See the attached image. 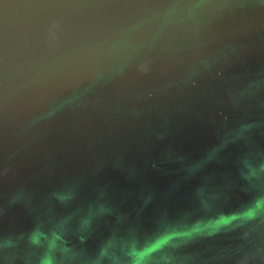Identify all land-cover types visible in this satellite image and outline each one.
<instances>
[{
	"label": "water",
	"instance_id": "water-1",
	"mask_svg": "<svg viewBox=\"0 0 264 264\" xmlns=\"http://www.w3.org/2000/svg\"><path fill=\"white\" fill-rule=\"evenodd\" d=\"M0 264H264V0H0Z\"/></svg>",
	"mask_w": 264,
	"mask_h": 264
}]
</instances>
